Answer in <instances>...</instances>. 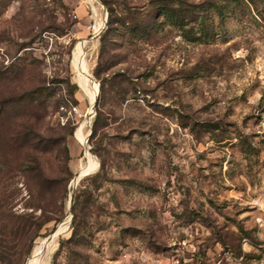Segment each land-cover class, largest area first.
<instances>
[{"label":"rangeland","instance_id":"rangeland-1","mask_svg":"<svg viewBox=\"0 0 264 264\" xmlns=\"http://www.w3.org/2000/svg\"><path fill=\"white\" fill-rule=\"evenodd\" d=\"M0 171L21 264H264V0H0Z\"/></svg>","mask_w":264,"mask_h":264},{"label":"trees","instance_id":"trees-1","mask_svg":"<svg viewBox=\"0 0 264 264\" xmlns=\"http://www.w3.org/2000/svg\"><path fill=\"white\" fill-rule=\"evenodd\" d=\"M170 10L167 7L160 9V12L166 15L167 19H170L172 15H170ZM114 12L113 9H111ZM2 174V171H0ZM6 178L4 176L0 177V261L3 264H21L23 263V257L30 252L31 246L28 247L24 253L19 254L18 256L14 253H11L14 246L17 245L14 243L12 238L5 239L6 236L13 235V229L17 226V223L23 219L24 227L25 225L28 226L31 223V215H17L13 212L12 208L9 206V198L11 195H6L5 188H6ZM5 236V238H4ZM16 248V247H15ZM8 253V254H7ZM24 255V256H23ZM16 257V259H15ZM15 259V263L13 262ZM20 261V262H19Z\"/></svg>","mask_w":264,"mask_h":264},{"label":"bare ground","instance_id":"bare-ground-1","mask_svg":"<svg viewBox=\"0 0 264 264\" xmlns=\"http://www.w3.org/2000/svg\"><path fill=\"white\" fill-rule=\"evenodd\" d=\"M100 22H97L96 27L98 26ZM84 46H85V42H81L78 44L77 48H76V52H75V57H74V65L76 67V69L80 72V83L81 86L88 92L91 101H94L95 97H96V92H97V88H95L92 91H89L88 89V85L90 84L89 82L91 81L90 75L87 71V66H86V61L84 59ZM92 87V86H91ZM99 88V87H98ZM84 126V124H82L80 126V128L77 130V137L83 141L82 139V127ZM88 169L87 170H91L93 168H95L97 166V162H95L93 159H91V157L89 156L88 159ZM88 171H82L81 175L87 173ZM79 178V177H78ZM76 180H79V179ZM60 228H62V226H60ZM55 237L56 235L52 236L51 238L45 239L42 242L41 247L36 251L35 253V259H36V264H44V262H46L45 260L47 259V257L49 256L52 248L55 245Z\"/></svg>","mask_w":264,"mask_h":264}]
</instances>
